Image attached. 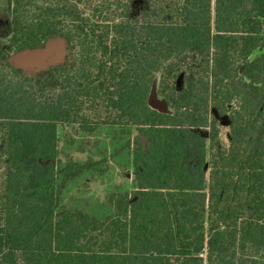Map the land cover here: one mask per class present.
<instances>
[{"label": "trees", "instance_id": "obj_1", "mask_svg": "<svg viewBox=\"0 0 264 264\" xmlns=\"http://www.w3.org/2000/svg\"><path fill=\"white\" fill-rule=\"evenodd\" d=\"M134 1L8 0V53L57 35L72 57L38 76L0 63V264H264V0ZM159 71L172 113L148 101ZM72 123L119 126L130 152L132 189L103 216L63 205L93 165L58 182Z\"/></svg>", "mask_w": 264, "mask_h": 264}, {"label": "rangeland", "instance_id": "obj_2", "mask_svg": "<svg viewBox=\"0 0 264 264\" xmlns=\"http://www.w3.org/2000/svg\"><path fill=\"white\" fill-rule=\"evenodd\" d=\"M145 0H135L132 13L143 10ZM85 6V5H84ZM83 6V7H84ZM11 30V15L8 0H0V39L5 43L0 63L5 62L20 68L27 76H38L49 69L63 65L71 60V49L65 39L51 36L43 46L35 49H24L8 53V38ZM263 48L256 49L252 56L259 55ZM161 77L159 71L152 83L149 104L163 112H173L164 98L158 93ZM183 77L178 78V87H182ZM231 109V105H229ZM92 116L94 112H90ZM219 140L222 146L229 143L230 120L228 115H218ZM58 182L61 183L63 173L77 164L93 165L69 180L60 191L63 205L70 208H82L97 216L112 212L110 196L115 192L132 189L133 167L131 155L119 133V126L99 124L92 131H84L79 123L60 124L58 129ZM3 181V169L0 162V186Z\"/></svg>", "mask_w": 264, "mask_h": 264}]
</instances>
